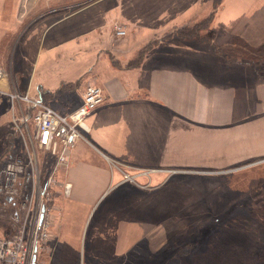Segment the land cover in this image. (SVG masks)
Listing matches in <instances>:
<instances>
[{
    "label": "crops",
    "instance_id": "0c3cea01",
    "mask_svg": "<svg viewBox=\"0 0 264 264\" xmlns=\"http://www.w3.org/2000/svg\"><path fill=\"white\" fill-rule=\"evenodd\" d=\"M260 1L225 0L218 8L221 0H0V66L6 72L0 80V93L14 104L16 116L19 103L26 105L12 102L8 92L28 94L52 106L43 97L54 98L58 89H72L69 92L77 95L70 104L69 97L63 96L64 102L52 106L64 114L82 104V93L90 83L99 85L105 96L87 118L85 138L77 141L69 162L57 175L54 188L63 204L60 236L69 228L64 223L76 203L93 199L116 176L120 178L121 171L110 164L114 161L129 165L127 168H229L264 158V0ZM210 15L213 19L206 29L210 40H188L178 34L179 28ZM73 16L79 19L77 25L84 24L80 30L88 34L87 24L94 23L92 30L105 33L119 19L128 33L113 40L123 47L100 50L99 66L86 77L65 78L56 90L40 85L39 95L31 96V79L22 70L31 50L23 46L18 51L19 39L26 31L41 27L39 33L45 38L50 34L52 43L55 33L51 25ZM224 35L227 40L221 48L215 47ZM242 45L252 48L253 60L243 58L248 49ZM225 46L235 54L227 53ZM88 147L109 162L99 157L100 164L92 163L86 155ZM164 171L159 174L168 176ZM64 184H70L68 193ZM239 220L243 226L245 219ZM136 226L132 222L121 238H114L116 249L108 255L117 256L124 238L126 250L134 255L146 238L135 232ZM257 232L243 244L239 242L244 237L230 238L233 244H222L223 250L257 249L254 255L258 259L251 264H264L261 226ZM224 254L225 260L213 253L204 262L247 263L244 251ZM56 260L64 264L61 258Z\"/></svg>",
    "mask_w": 264,
    "mask_h": 264
},
{
    "label": "rangeland",
    "instance_id": "374dc122",
    "mask_svg": "<svg viewBox=\"0 0 264 264\" xmlns=\"http://www.w3.org/2000/svg\"><path fill=\"white\" fill-rule=\"evenodd\" d=\"M224 3L225 0H221L218 8ZM229 5L230 3L225 4V8L228 9ZM115 21L120 22L119 19ZM203 21L204 19H199L178 30L186 28L188 35L193 36L184 39L204 42V38L209 39V32L206 31L207 27L203 28ZM78 22V17L73 16L51 25V32L55 33L52 43L49 40L50 34L45 38L39 33L41 27L27 34L26 31L19 39L18 51H21L23 46L31 50L23 64L26 69H22L31 79V96L39 95L40 85L56 90L65 78L75 80L80 76L86 77L88 71H95L99 66L103 53L100 50L123 47L117 41L114 42V36L111 37L113 25L111 32L100 33L92 30L94 23L87 24L86 28L91 29L88 34L80 30L84 24L79 26ZM63 28L66 29L65 32L59 35ZM196 31L199 32L197 36L204 40L194 36ZM225 40L227 35L222 36L220 43L215 47L221 48L220 44H224ZM242 46L248 49L243 51V58L253 60L252 48ZM225 48L231 56L235 54L228 46ZM44 65L45 69L42 68ZM58 90L54 98L43 97L44 100L56 106L57 101L64 102L63 96L69 97V104L76 98V92H69L72 89L68 92L65 89ZM9 100V97L0 93V186L6 167L11 161L22 160L25 171L20 179L21 195L8 200L0 193L1 235H13L23 225L26 212L24 214L20 208V202L32 191V182L28 176H33V168L29 163L32 154L37 152L43 181L48 177V173L52 172L54 164V159L33 147L29 143V137H24L18 127L16 128V113ZM86 134L84 132V135ZM86 149V155L92 163L100 164L101 159L109 162L93 149ZM43 160L47 163L41 164ZM110 164L121 167L120 178L116 176L115 180L105 185L103 193L96 194L93 199L76 203L72 207L73 214L64 223L69 228H64L62 236L59 234L58 225L63 204L57 200L54 188L58 182L59 171L56 172L57 182L52 189V199H43L49 208V225L48 238L42 241L39 254L41 264H58V258H61L64 264H205L204 260L213 253L219 255L220 260H225L227 255L224 253L235 251L240 254L244 251L247 255L246 264L258 259L254 255L257 249L250 252L247 248L244 250L225 247L223 250L222 244L231 245L230 238L234 236H239L240 240L244 237L245 239L239 242L243 244L249 238H254L259 226L264 231V158L252 159L242 166L229 168L148 169L127 168L129 165L116 161ZM98 167L102 169L101 165ZM163 170L169 172L168 176L159 174L163 173ZM123 171L133 172L136 174L135 179L126 182ZM65 201L69 203L68 200ZM239 219H245L243 226ZM132 222L138 225L134 228L135 232L146 237L139 242L140 247L135 248L132 255V252L126 250L124 238V245L122 249L118 248L117 256L108 255L111 249L113 252L116 249L112 244L116 242L114 238L117 235L121 238L123 233L131 228ZM27 223L30 226L29 217Z\"/></svg>",
    "mask_w": 264,
    "mask_h": 264
},
{
    "label": "built area",
    "instance_id": "2783aa9c",
    "mask_svg": "<svg viewBox=\"0 0 264 264\" xmlns=\"http://www.w3.org/2000/svg\"><path fill=\"white\" fill-rule=\"evenodd\" d=\"M127 33L126 25L114 23L115 38L125 37ZM5 76L6 72L0 66V80ZM82 94V104L70 113L64 114L42 100L31 98L28 94H20L18 91L8 92L12 102H24L26 105L19 103L20 114L15 116L16 128L18 127L23 136L29 137V143L33 147L45 153L50 159H54V164L52 172H49L48 177L43 181L37 152L35 151L30 157L33 176L30 174L28 176L29 181L32 182V191L20 202V208L27 215L25 214L23 225L16 233L0 234V264H41L39 254L42 241L48 238L49 225V208L46 207L43 199H52V189L57 182L56 172L67 165L77 141L85 138L83 129L89 128L87 118L105 99L103 89L95 83L88 84ZM44 163L47 161L43 160L41 164ZM115 166L121 171L119 165L115 164ZM24 171L25 165L22 160L17 159L8 163L0 186V193L8 200L21 195L20 179ZM122 175L125 181H133L136 177L131 171H123ZM68 189L69 185L66 184L65 190ZM28 217L30 226L27 223Z\"/></svg>",
    "mask_w": 264,
    "mask_h": 264
},
{
    "label": "trees",
    "instance_id": "16d2710c",
    "mask_svg": "<svg viewBox=\"0 0 264 264\" xmlns=\"http://www.w3.org/2000/svg\"><path fill=\"white\" fill-rule=\"evenodd\" d=\"M212 19H213V15H210V16H208L207 18H205L204 19V21H203V28H206V27H208L209 26V24H210V22L212 21ZM192 29V28H191ZM187 29L186 28H182V29H180V30H178L177 32H178V34L181 36V37H183V38H186V37H192L193 38V36H191V35H188V31H186ZM190 31H192V30H190ZM199 34V32L198 31H196L195 32V37L196 38H198V39H201V40H204V39H206V38H201L200 36H197ZM143 52V51H142Z\"/></svg>",
    "mask_w": 264,
    "mask_h": 264
},
{
    "label": "bare ground",
    "instance_id": "6f19581e",
    "mask_svg": "<svg viewBox=\"0 0 264 264\" xmlns=\"http://www.w3.org/2000/svg\"><path fill=\"white\" fill-rule=\"evenodd\" d=\"M68 185H70V184H68Z\"/></svg>",
    "mask_w": 264,
    "mask_h": 264
}]
</instances>
